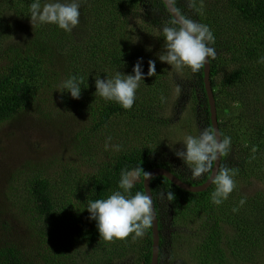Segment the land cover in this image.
I'll list each match as a JSON object with an SVG mask.
<instances>
[{
	"label": "trees",
	"instance_id": "obj_1",
	"mask_svg": "<svg viewBox=\"0 0 264 264\" xmlns=\"http://www.w3.org/2000/svg\"><path fill=\"white\" fill-rule=\"evenodd\" d=\"M32 2L0 0V29L6 21L3 17L6 10L14 9L26 16ZM175 6L193 20L208 25L215 36V43L211 46L217 49V57L211 62L210 75L217 112L220 102L225 103L218 116L221 133L231 137L232 141L220 167L228 166L235 175L246 178L259 176L264 170V99L261 96L264 95V64L258 63L264 56V0H176ZM80 11L81 22L71 33L55 25H39L34 27V35L25 52L9 44L7 52L13 56L12 64L2 74L0 72V123L30 107L43 90L56 89L71 76L82 81L79 99H73L65 92L60 100L84 116L78 141L86 147L92 145L103 150L108 160L84 178L82 196L68 198L62 208L55 201L53 185L48 178L34 179L31 193L35 212L54 218L58 213L62 218L67 217L72 234L101 253L105 241L100 240L95 221L89 219L86 207L88 201L106 198L120 190L118 184L123 170L140 169L131 190L133 195L136 191L145 192L143 171L148 173L156 167L170 170L191 185L204 183L211 173L194 179L189 168L179 167L181 161L178 157L169 156L162 147L163 131L169 122L162 112L166 109V102L161 101V96L167 101L169 88L174 94L176 81L172 72L177 71H171L168 64L155 63L156 75L147 76L146 60L154 57L148 45L150 40L139 38V34L151 25L156 31L155 46L164 44L162 28L174 20L165 2L82 0ZM63 53L71 60L61 56ZM140 59L145 79L140 82L139 98L130 110L94 95L95 76L104 79L106 75H114L116 70L132 74ZM250 62L255 65L250 66ZM182 71L180 77L192 88L191 100L197 102L200 96L203 129H213L204 69L195 74L188 68ZM120 118L123 121H119ZM253 148H256L255 153ZM90 149L81 154L84 160ZM230 153L237 158V163L228 160ZM151 189L161 236L158 264H166L175 239L180 237L181 233L173 237V232L178 231L176 225L183 227L184 221L194 218L200 223L201 235L194 233L200 241L193 246L192 254L195 257L199 254L197 248L204 252L206 264L252 263L256 256L264 255L263 193L248 196L237 193V200L230 194L217 206L211 203L214 184L205 191L192 192L173 184L165 176H157L151 180ZM236 191L238 187L233 190ZM169 192L174 195L171 201L167 198ZM241 200H244L243 204ZM232 234L235 250L229 253L223 243L229 242ZM138 242L141 244L137 250L140 258L135 264H150L152 227ZM32 252L34 259L14 248L4 249L0 251V264H65L64 258L68 259L66 252L55 251L52 246L45 252L38 248ZM92 264L115 263L104 257Z\"/></svg>",
	"mask_w": 264,
	"mask_h": 264
},
{
	"label": "rangeland",
	"instance_id": "obj_2",
	"mask_svg": "<svg viewBox=\"0 0 264 264\" xmlns=\"http://www.w3.org/2000/svg\"><path fill=\"white\" fill-rule=\"evenodd\" d=\"M27 15L16 13L14 9L6 10L3 14L6 21L4 27L0 29L1 74L12 64L13 56L7 52L9 44L18 51L25 52L30 38L34 35V28ZM147 29L143 34H139V38L146 37L150 40L148 45L154 57L150 60L157 64L165 63L167 66L166 62L159 60V55L164 54V44H160V47L155 46L156 31L151 25ZM87 37L89 35L85 36V41ZM61 56L71 60L65 53ZM150 60H146L147 63ZM249 65L255 64L250 62ZM172 73L176 83L174 94L173 90L171 94L169 88L170 97L166 101V109L162 110L169 122L163 131L162 147L169 156H176L177 151L184 150L181 142L183 138L186 135H198L203 126L200 96L197 102L191 100L189 96L191 85L180 77L183 71ZM61 95L62 92L57 88L43 90L30 107L12 119L0 123V251L14 248L34 259L32 252L34 249L38 248L45 252L47 247L52 246L55 251L63 250L67 253L68 259L63 260L65 264H92L104 257L112 259L115 264H135L140 258L137 250L141 244L138 241L143 240V237L133 240L130 235L124 240L105 242L100 253L94 246H89L87 242L79 240L72 234L67 225L69 221L67 217L62 218L58 213L54 218L35 212L31 193L34 179L44 177L50 180L55 201L57 200L62 208L67 204L68 198L82 196L85 192L84 178L95 172L103 161L108 160L103 150L95 149L92 145L86 147L78 141L79 131L84 125V116L79 111L71 109L69 105L62 104ZM261 96L264 99V95ZM258 103L260 101L254 102ZM224 106L225 103L221 101L218 116ZM136 107L137 105L135 110ZM262 107L264 108V105ZM119 121H123L122 118ZM90 147V151L85 153L84 160L81 154ZM178 159L181 161L178 166L185 169L187 167L185 162L179 157ZM228 160L238 162L231 153ZM249 167L251 169V165ZM233 179L238 191L231 194L236 200L237 193L247 196L260 192L264 194V170L259 176L249 175L246 178L235 175ZM182 225L180 228L176 225L178 231L173 232V237L181 234L175 239L166 264H206L204 252L197 248L199 254L196 257L192 254L195 248L193 246L200 241L194 234L201 235L199 221L194 218L184 221ZM232 238L233 234L229 242L223 243L226 252L229 253L235 250V240ZM234 264H264V255L256 256L252 263L241 261Z\"/></svg>",
	"mask_w": 264,
	"mask_h": 264
},
{
	"label": "clouds",
	"instance_id": "obj_3",
	"mask_svg": "<svg viewBox=\"0 0 264 264\" xmlns=\"http://www.w3.org/2000/svg\"><path fill=\"white\" fill-rule=\"evenodd\" d=\"M166 3L169 13L175 19L171 25L162 28L164 54L159 55V60L170 65L171 71L188 68L193 74L198 73L217 57V49L211 46L215 43V36L208 25L182 13L175 6L176 0H166ZM81 4L82 0H33L27 16L30 17L33 28L39 25H55L58 29L71 33L81 22ZM258 63L264 64V56L259 58ZM146 75H156L155 61L148 62ZM144 79L145 73L140 59L134 65L132 74L125 75L116 70L111 77L106 75L102 79L100 75L95 76L94 95L105 102H114L124 110H130L136 101L140 82ZM81 83L76 76H71L62 81L57 90L69 93L73 99H79ZM161 101L166 102V98L161 96ZM181 142L184 150L177 151L176 156L185 162L194 179L206 173L212 174L211 183L215 185V189L211 194V203L221 205L235 188V173L228 166H223L213 176V169L218 159L229 152L231 137L222 136L212 128H204L198 135H186ZM116 149L119 150V146ZM252 151L255 153L256 148ZM139 175L140 169L123 170L118 184L120 190L106 198L88 201L86 209L90 214L89 219L95 221L100 240L113 242L124 240L130 235L136 240L144 237L146 231L152 227V196L144 191H136L133 195L131 191ZM143 175L144 182L150 178L147 172L143 171ZM167 198L171 201L174 198L173 193H167ZM240 203L243 204L244 200Z\"/></svg>",
	"mask_w": 264,
	"mask_h": 264
},
{
	"label": "water",
	"instance_id": "obj_4",
	"mask_svg": "<svg viewBox=\"0 0 264 264\" xmlns=\"http://www.w3.org/2000/svg\"><path fill=\"white\" fill-rule=\"evenodd\" d=\"M168 8V5L166 3V0H163ZM173 16V15H172ZM175 19V17L173 16ZM211 64H206L204 69V84H205V90L208 97V103L210 107V114H211V122L212 127L214 130H216L220 135L221 128H220V121L218 118V112H217V101L215 97V93L212 86V80H211ZM222 158L218 159L217 164L214 165L213 169V176L215 175L216 170L221 166ZM150 178L144 182L145 192L148 193L150 196H152L153 199V193L151 189V180L154 177L157 176H165L167 177L173 184L179 186L180 188L192 191V192H202L207 190L211 185V179L212 174H210L209 178L202 184L199 185H191L187 183L186 181L180 179L178 176H176L174 173H172L170 170L164 168V167H156L151 169L149 172ZM153 216H154V222L152 225V232H153V251H152V260L150 264H158L159 263V253H160V230H159V219L157 216V211L155 207V203L153 200Z\"/></svg>",
	"mask_w": 264,
	"mask_h": 264
}]
</instances>
